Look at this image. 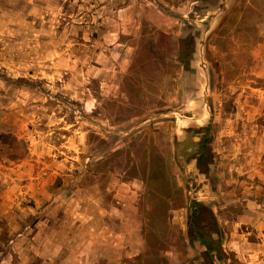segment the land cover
I'll list each match as a JSON object with an SVG mask.
<instances>
[{
	"label": "rangeland",
	"instance_id": "obj_1",
	"mask_svg": "<svg viewBox=\"0 0 264 264\" xmlns=\"http://www.w3.org/2000/svg\"><path fill=\"white\" fill-rule=\"evenodd\" d=\"M196 209L264 264V0H0V264H203Z\"/></svg>",
	"mask_w": 264,
	"mask_h": 264
},
{
	"label": "trees",
	"instance_id": "obj_2",
	"mask_svg": "<svg viewBox=\"0 0 264 264\" xmlns=\"http://www.w3.org/2000/svg\"><path fill=\"white\" fill-rule=\"evenodd\" d=\"M178 54L177 60L183 68L190 71L191 60L195 54L196 41L194 35H188L186 37L180 38L178 40ZM15 137L12 138V149L14 159L24 158L26 155V150L19 152V145ZM17 144V145H14ZM200 144V143H199ZM206 173V170H202ZM200 210L196 209L190 216L188 236L191 242L199 241L205 247L202 251V257L204 259L203 264H217L219 261H224L226 255L222 249L220 240V230L219 225L213 215L210 214L207 218L201 216Z\"/></svg>",
	"mask_w": 264,
	"mask_h": 264
},
{
	"label": "water",
	"instance_id": "obj_3",
	"mask_svg": "<svg viewBox=\"0 0 264 264\" xmlns=\"http://www.w3.org/2000/svg\"><path fill=\"white\" fill-rule=\"evenodd\" d=\"M196 140H199V137H196Z\"/></svg>",
	"mask_w": 264,
	"mask_h": 264
}]
</instances>
